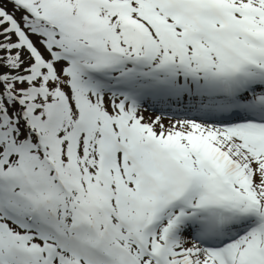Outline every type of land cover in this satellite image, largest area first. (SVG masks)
<instances>
[{"label": "snow or ice", "instance_id": "1", "mask_svg": "<svg viewBox=\"0 0 264 264\" xmlns=\"http://www.w3.org/2000/svg\"><path fill=\"white\" fill-rule=\"evenodd\" d=\"M0 264H264V0H0Z\"/></svg>", "mask_w": 264, "mask_h": 264}, {"label": "rangeland", "instance_id": "2", "mask_svg": "<svg viewBox=\"0 0 264 264\" xmlns=\"http://www.w3.org/2000/svg\"><path fill=\"white\" fill-rule=\"evenodd\" d=\"M9 7H11V5H9Z\"/></svg>", "mask_w": 264, "mask_h": 264}, {"label": "bare ground", "instance_id": "3", "mask_svg": "<svg viewBox=\"0 0 264 264\" xmlns=\"http://www.w3.org/2000/svg\"><path fill=\"white\" fill-rule=\"evenodd\" d=\"M146 115H147V113H146Z\"/></svg>", "mask_w": 264, "mask_h": 264}]
</instances>
